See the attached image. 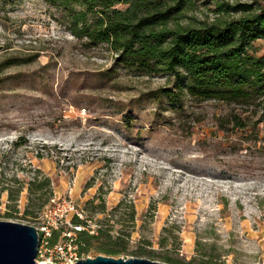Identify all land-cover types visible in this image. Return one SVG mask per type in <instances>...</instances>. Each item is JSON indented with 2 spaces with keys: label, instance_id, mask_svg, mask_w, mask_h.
I'll list each match as a JSON object with an SVG mask.
<instances>
[{
  "label": "rangeland",
  "instance_id": "1",
  "mask_svg": "<svg viewBox=\"0 0 264 264\" xmlns=\"http://www.w3.org/2000/svg\"><path fill=\"white\" fill-rule=\"evenodd\" d=\"M243 6L264 0H187L169 26ZM96 25L79 5L0 0V221L62 219L57 241L82 221L99 236L83 259L264 264V96L196 99L182 71L129 70L74 35ZM248 54L264 60V40Z\"/></svg>",
  "mask_w": 264,
  "mask_h": 264
},
{
  "label": "trees",
  "instance_id": "2",
  "mask_svg": "<svg viewBox=\"0 0 264 264\" xmlns=\"http://www.w3.org/2000/svg\"><path fill=\"white\" fill-rule=\"evenodd\" d=\"M59 1L98 15V25L74 35L91 44L108 45L118 55L116 62L126 69L142 74L182 71L187 93L199 100L249 103L264 96V60L248 54L252 42L264 40V8L252 13L251 6H243L238 20L194 29L169 26L187 0ZM118 5L126 6L125 10L116 9ZM57 234L53 231L50 245L57 242ZM77 235L80 252L99 237L85 230ZM99 253L118 254L104 248ZM165 262L178 264L170 259ZM201 263L211 264L209 260Z\"/></svg>",
  "mask_w": 264,
  "mask_h": 264
},
{
  "label": "water",
  "instance_id": "3",
  "mask_svg": "<svg viewBox=\"0 0 264 264\" xmlns=\"http://www.w3.org/2000/svg\"><path fill=\"white\" fill-rule=\"evenodd\" d=\"M39 237L36 228L0 221V264H38ZM74 264H167L142 258H114L98 255Z\"/></svg>",
  "mask_w": 264,
  "mask_h": 264
},
{
  "label": "built area",
  "instance_id": "4",
  "mask_svg": "<svg viewBox=\"0 0 264 264\" xmlns=\"http://www.w3.org/2000/svg\"><path fill=\"white\" fill-rule=\"evenodd\" d=\"M69 207L70 210L73 211L75 217L80 218L78 210L72 205ZM63 226V220L60 219L56 222V224L43 222L42 226L36 229L39 237V246L36 257V262L38 264H74L83 259L80 255L77 238L75 235L80 231H86L84 226L68 224L71 231L62 232L61 240L50 245L49 240L53 231H57V227Z\"/></svg>",
  "mask_w": 264,
  "mask_h": 264
}]
</instances>
